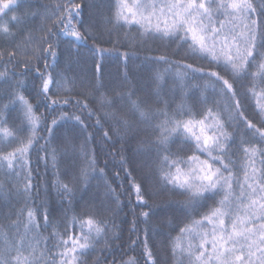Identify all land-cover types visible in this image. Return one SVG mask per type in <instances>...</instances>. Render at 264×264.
<instances>
[{
	"label": "snow or ice",
	"instance_id": "snow-or-ice-1",
	"mask_svg": "<svg viewBox=\"0 0 264 264\" xmlns=\"http://www.w3.org/2000/svg\"><path fill=\"white\" fill-rule=\"evenodd\" d=\"M19 5L20 0H0V40L6 42L0 48V82L8 84L10 89L0 97V100L8 101L0 106V143L5 148H11L10 151H0V170H6L7 176L18 177L27 169L22 191L17 187L18 193L31 199L35 185L27 157L34 146L40 145L47 152L54 129L62 123L75 121L81 127H87L81 115L68 112L69 107H78L89 119L95 117L97 125L102 126V120L114 122L117 130L125 136L133 133L138 124L155 121V140L151 146L156 150L159 185L186 196L187 200L182 204L186 209H195L206 200L215 203L200 219L180 229L181 236L174 244L173 255L179 249V255L186 258L187 264H264V119L257 126L248 118L235 88L237 79L251 78L253 83L248 92L256 100L258 114L264 117V0L259 5L255 0H171L160 6L145 3L144 0H116L117 24L138 25L142 35L174 40L181 47H186L194 57L207 61V70L185 64V71L178 75L183 78L190 70L194 78L207 81L203 86H198L201 91L211 86L222 98L223 104L221 106L217 101L216 106L206 107L199 113H193L190 109L173 113L157 112L150 107L149 101L133 99L135 92H129L126 94V107L115 111L111 109L119 103L116 98L101 97V108L109 109L104 111L102 117L97 115L87 97L80 99L78 94L74 95L71 89L65 87L61 79L54 78L49 72H42L38 66L40 61L47 62L49 58L55 63L61 36L71 38L70 43L96 39L92 33L81 32L76 26L79 23L77 18L82 16V3L62 0L54 10L45 7L42 17L45 23L39 29L42 33L39 38L34 37L33 30L26 27V19L15 14ZM18 36L23 37V48L17 40ZM33 43L35 48L29 51ZM92 51L101 58L112 55L110 50L101 47ZM121 55L126 61L129 58L128 53ZM32 60L36 61V65ZM157 60L169 63L166 56H159ZM253 67L255 71L251 70ZM16 68H22L24 71L21 75L24 76L36 73L34 79L40 82L38 90H35L36 98L40 99L46 111L50 108L55 114L50 123L43 115H37L39 108H34L23 95V83L12 70ZM217 68L221 70H214ZM95 69L96 73H100L101 65L96 64ZM160 79L157 75L156 80ZM12 81L17 82L13 85ZM204 103L207 104V100ZM9 105L18 106L23 113L15 124L9 123ZM226 124L229 127L235 125L238 129L243 127L246 134H251V139L243 142L246 145L242 149L245 160L243 182L233 170L231 148L234 140L226 130ZM41 131L46 132L47 136L40 135ZM103 135L106 142L111 139L108 131H104ZM42 140L43 145L40 144ZM73 140L72 136L63 139L67 150L75 151ZM175 143L184 145L188 152L183 148L173 152L171 145ZM51 156L55 167V151ZM257 157L261 164L259 172L255 167ZM124 164L121 157L122 168ZM88 169L96 170L94 156L87 160V168H81L79 176L72 182L64 183L58 178L53 185L69 205L78 192L87 189ZM124 170L130 179V190L135 194L137 206L149 208L140 213L147 223L151 218V208L146 191L141 183L136 182L130 170ZM99 171L102 175L104 169ZM5 191V186L0 184V193ZM108 193L119 204L115 189L108 186ZM42 208L47 226V205H42ZM25 213L27 219L21 234L19 218ZM65 221L63 233H53L58 238L55 248L59 252L58 256H52L51 264H86L82 258L95 248L102 235L107 236V224L97 218L94 209L85 211L83 215H73L70 219L65 210ZM209 226L210 231L207 230ZM14 227V234L0 232V238L4 241L3 247H0V264H48L46 252L50 250L47 247L41 250L33 243V239L39 236V232L34 230L40 227L36 209L27 206L21 209ZM133 228L135 230V221ZM29 233H34L33 239H29ZM185 233L186 245L183 243ZM115 239L119 237L114 236L113 241ZM108 246L109 241L106 240L105 247ZM144 257L145 264H156L147 239L144 241ZM96 264L101 262L98 260ZM120 264L139 262L129 258Z\"/></svg>",
	"mask_w": 264,
	"mask_h": 264
},
{
	"label": "trees",
	"instance_id": "trees-1",
	"mask_svg": "<svg viewBox=\"0 0 264 264\" xmlns=\"http://www.w3.org/2000/svg\"><path fill=\"white\" fill-rule=\"evenodd\" d=\"M62 0H20V5L15 14L26 19V27L33 30L36 38L42 34L39 29L45 21L42 19L45 7L54 10ZM82 3V16L78 17L77 28L81 32H90L96 37L89 38L84 43L69 42L71 38L60 37L61 43L59 54L55 63L51 58L47 62L40 61L39 68L42 72H49L54 78L61 79L74 95L80 99L87 97L97 115L103 116L108 108H101V97H113L119 102L111 110L125 108L127 104V93L135 92L133 99L147 100L154 111H168L173 113L181 109H190L193 113H199L206 107H214L219 101L222 106L223 100L209 86L206 91H201L198 86L207 83L205 80L194 78L190 70L181 78L178 73L184 70L185 64L208 69L209 65L203 58L194 57L186 47H181L178 42L165 38L163 40L149 35H142L138 25L117 24L115 20L116 0H78ZM259 5L261 0H255ZM32 13L39 15L33 16ZM59 31V28H57ZM23 48V37H17ZM6 42L0 40V48ZM101 47L108 49L112 55L101 58L94 54L92 49ZM35 48V43L29 48ZM123 53H128L127 61ZM159 56H166L169 63L157 60ZM33 65L36 61L32 60ZM45 63L48 67L45 68ZM101 65V72L96 73L95 65ZM2 70V68H0ZM17 73L18 80L23 83L22 93L30 100L34 108H39L37 115H43L50 123L55 115L49 108L47 111L41 105L40 99L36 98L35 90H38L39 80H35V72L27 76L21 75L22 68L12 69ZM220 71L221 69H214ZM255 71V67L251 69ZM222 74H224L222 72ZM157 75L161 77L156 80ZM230 75V74H228ZM17 81H12L15 85ZM253 83L251 78L237 79L235 88L241 100L243 109L249 119L257 126L264 117L257 112L256 100L248 92ZM259 88V80H256ZM9 85L0 82V97L9 91ZM55 91V89L53 90ZM122 94L123 98H122ZM207 100V104L204 101ZM8 101L0 100V106ZM11 112L10 124H15L23 113L18 106L9 105ZM68 112L79 114L84 118L86 128L81 127L75 121L62 123L56 129L47 145V152L40 145L34 146L27 159L30 160L32 170V181L35 185L31 199L19 194L17 187L22 191L23 178L27 169L18 176L5 175L6 170H0V184L5 186L6 191L0 193V232L7 231L15 233L14 221L21 209L34 207L37 211L40 227L34 231L39 236L33 239L34 233H29V239H33L39 249L46 247V258L51 264L52 256H58L59 250L55 248L57 237L54 232L63 233L65 227V210L70 219L73 215H83L85 211L95 210L98 219L103 220L109 229L107 236H101L94 249H90L88 255L82 259L86 264H120L122 260L135 258L139 264H145L144 241L147 239L148 247L153 253L156 264H187L185 257L173 255V247L177 238L181 236L180 229L186 225L190 226L194 220L209 212L215 206L213 200L202 201L195 209L182 207L187 197L179 192H170L158 183L156 175L157 155L151 142L155 140L154 126L151 124H138L133 133L125 136L117 130L114 122H103L102 126L96 124V119H89L85 112L78 107H69ZM227 116V113H225ZM187 119V117H185ZM226 130L232 134L231 156L234 161L233 170L237 177H241L243 165V144L251 139V134H246L243 127L239 129L232 125H225ZM108 131L111 139L107 142L103 135ZM40 135L47 136L44 131ZM74 137L75 151L67 150L63 139ZM91 137V139L89 138ZM142 141L144 143H142ZM41 145L44 144L42 140ZM183 148L180 144L171 145V150L176 152ZM10 151L0 143V151ZM55 151V167L53 166L51 153ZM95 157L96 170L88 169V186L84 191L76 194L71 205L53 187L59 178L64 183L72 182L79 176L81 168H87V160ZM121 157L124 158V168L131 171L136 182L141 183L146 191L151 208L150 219L147 223L140 215L141 211H148V207L137 206L135 194L131 189V182L124 168L121 167ZM257 171L261 169L260 158L257 157ZM259 160V161H258ZM100 169H104L101 175ZM240 170V171H239ZM119 173V175H117ZM243 179V176H242ZM242 179H239L243 182ZM108 186L115 189V195L119 196V204L113 195L108 193ZM82 187V185H78ZM238 190V189H237ZM216 199H219L217 197ZM48 209V224L44 222V209ZM26 213L19 218V232L23 234V224L26 221ZM135 221V230L133 222ZM78 231V229H77ZM145 233L147 235L145 236ZM119 239L113 241V237ZM109 246L105 247V242ZM135 241V243H132ZM183 243L187 244V234H184ZM4 241L0 238V247Z\"/></svg>",
	"mask_w": 264,
	"mask_h": 264
},
{
	"label": "rangeland",
	"instance_id": "rangeland-1",
	"mask_svg": "<svg viewBox=\"0 0 264 264\" xmlns=\"http://www.w3.org/2000/svg\"><path fill=\"white\" fill-rule=\"evenodd\" d=\"M144 2L145 3H149V4H152V3H154V4H156L157 6H160V5H163V4H165V3H170L171 2V0H144ZM157 14H159V12H157ZM259 161V160H258ZM242 165L244 166L245 165V160H242ZM255 165H257V160H256V162H255ZM240 171V170H239ZM241 175L243 176V179H244V171H243V169H242V173H241ZM242 176L241 177H238L239 179H242ZM242 179V180H243ZM238 191V190H237ZM207 230H211V226H209L208 227V229Z\"/></svg>",
	"mask_w": 264,
	"mask_h": 264
}]
</instances>
